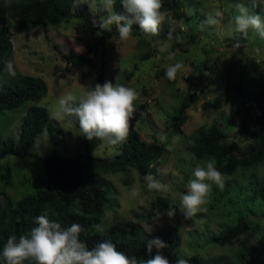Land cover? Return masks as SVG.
<instances>
[{
	"label": "rangeland",
	"instance_id": "obj_1",
	"mask_svg": "<svg viewBox=\"0 0 264 264\" xmlns=\"http://www.w3.org/2000/svg\"><path fill=\"white\" fill-rule=\"evenodd\" d=\"M76 2L75 5H85L86 12L81 9L82 17L70 18L56 29L36 25L21 30L14 22L5 26L12 42L9 60L16 73L45 82L46 92L36 104L46 108L50 121L61 131V139L51 144L43 129L26 155L0 157V190L15 202L43 187V160L47 155L82 158L87 151L98 158L113 156L119 145L104 144L95 138L89 141L79 134L72 120L69 125L67 117L57 119L53 112L58 98L69 92L80 96L96 84H124L139 93L132 127L145 141L160 143L164 148L150 174L168 185L169 191H149L133 167L104 173L102 176L114 190L108 192L99 225H120L130 219L143 233L174 226L180 232L181 253L218 263L234 260L241 246L264 236V200L258 195L264 166L224 178L222 190L213 185L203 210L190 219H185L178 207L196 166H204L211 159L198 158L188 149L198 128L213 126L222 131L225 138L217 146H233L235 156L246 153L261 135L258 111L244 103L230 85L236 84L252 95L264 78V40L254 33L243 38L235 31L233 20L239 14L238 3L262 19L264 8L253 7L252 0H163L166 19L158 36L149 37L133 29L131 38L122 41L113 25L112 35L105 37L104 45L89 63L72 65L64 58L70 51L84 54L100 35L108 32L99 27L100 17L106 15L102 8L91 10L82 0ZM255 2L264 5V0ZM178 12L181 17L176 16ZM209 18H214L216 24L205 23ZM167 31L175 36L163 34ZM161 47L166 50L161 52ZM176 63L183 67L177 78L169 81L165 70ZM4 69L6 72V66ZM181 104L185 105L182 121L173 124ZM24 111L25 106L0 111V144L6 138L16 139ZM161 131L167 137L164 142L159 138ZM133 187L138 193L135 198L130 196ZM156 196L164 198L166 204L150 209ZM170 206L176 209L174 219L166 215ZM240 218L247 222L243 233L223 246L211 242L213 234Z\"/></svg>",
	"mask_w": 264,
	"mask_h": 264
},
{
	"label": "trees",
	"instance_id": "obj_2",
	"mask_svg": "<svg viewBox=\"0 0 264 264\" xmlns=\"http://www.w3.org/2000/svg\"><path fill=\"white\" fill-rule=\"evenodd\" d=\"M73 1L0 0V111L25 106L16 139L6 138L1 141L0 152L4 154L26 155L30 145L43 129L51 144L56 145L61 139V131L56 123L50 121L46 108L36 104L46 92L45 82L39 77L27 74L16 73L15 77H11L4 71L12 54V42L5 26L14 22L21 30L36 25L56 29L61 21L71 16ZM260 7L264 8V5H256L257 9ZM114 11H123L121 0H115ZM176 16L181 17V12ZM133 29L140 32L138 25H134ZM112 32L100 35L84 54L70 51L64 57L65 60L72 65L89 63L104 45L105 37L112 35ZM163 34L175 36L174 32L167 31ZM230 86L244 103L258 111L257 123L262 128L259 139L246 153L235 156L232 153L233 146H217V142L225 138L224 133L211 126L209 129L198 128L188 147L198 158H211L224 178L243 175L257 166H264V78L252 95L236 84ZM184 108L183 104L179 106L173 124L182 121ZM68 119L74 122L79 131L78 121L74 117ZM163 153L162 144L145 141L131 125L129 136L125 142L119 144V150L102 161L85 160L84 156H45L43 161L46 175L43 187L22 195L15 202H12L5 191L0 190V264H5L2 250L8 238L15 236L18 240L21 236L29 235L31 229L37 226L36 218L42 214H47L49 219L60 223L62 228H67L72 223L80 224L85 229L81 232L80 239L89 249L97 243L109 240L115 243L117 250L123 251L129 257L148 259V241L159 238L168 245L160 251L171 264H175L178 257L186 259L188 264H264V236H260L256 243L241 246L235 253L234 260L218 263L181 253L180 232L174 226L143 233L137 223L128 219L120 225L110 224L103 227V233L96 231L94 226L100 224L104 216L108 192L114 190L113 185L102 174L121 172L133 167L140 179L145 180L146 175L154 173L152 167L157 164ZM258 195L264 200V172L259 179ZM165 204L164 198L156 196L150 209ZM246 229L247 222L240 218L234 225L213 234L210 240L218 246H223ZM156 252L153 248L151 255L154 256Z\"/></svg>",
	"mask_w": 264,
	"mask_h": 264
},
{
	"label": "clouds",
	"instance_id": "obj_3",
	"mask_svg": "<svg viewBox=\"0 0 264 264\" xmlns=\"http://www.w3.org/2000/svg\"><path fill=\"white\" fill-rule=\"evenodd\" d=\"M82 3L88 4L91 10L102 8L106 15L100 17L99 27L110 32L114 25L122 41L131 38L134 25H138L140 32L146 36H158L166 19V13L162 10L163 0H121L122 12L114 11L115 0H100L99 4L97 0H82ZM252 3L255 7V0ZM236 7L239 14L233 17L235 31L245 39L250 33H254L260 40H264V19L258 14H250L242 3H238ZM205 23L215 25L216 20L209 18ZM235 46L239 47V44ZM165 50L164 47L160 48L161 52ZM182 67L181 63L169 65L165 70V77L174 81ZM6 70L9 76L15 77L16 69L11 60L6 62ZM138 97L139 93L135 88L108 81L103 85L96 84L80 96L69 92L59 97L53 116L57 119L74 117L79 124V134L87 140L95 138L101 143L116 146L125 142L129 136ZM68 123L72 124L71 119ZM159 138L161 142L167 139L163 131ZM192 177L187 181V193L181 194L178 207L185 219H190L203 210L202 206L207 202L213 185L221 190L224 188L223 174L211 159L204 166H196ZM144 179L149 191H169L168 185L161 184L151 174ZM137 195V190L133 187L130 196L135 198ZM166 215L169 219H174L176 209L170 206ZM36 225L27 236H21L18 240L15 236L8 238L2 250L5 264H171L160 251L168 245L159 238L147 243L150 258L138 260L135 256L129 257L117 250L115 243L109 240L89 249L80 239V234L85 229L78 223L62 228L60 223L49 219L47 214H42L36 218ZM94 227L98 233L105 231L99 224ZM256 242L258 241L254 238L252 243ZM153 248L157 250L154 256L151 255ZM175 264H188V261L178 257Z\"/></svg>",
	"mask_w": 264,
	"mask_h": 264
},
{
	"label": "crops",
	"instance_id": "obj_4",
	"mask_svg": "<svg viewBox=\"0 0 264 264\" xmlns=\"http://www.w3.org/2000/svg\"><path fill=\"white\" fill-rule=\"evenodd\" d=\"M75 3H77L76 2V0H74L73 1V3H72V5H71V16H69L68 18H66V20H63V21H61V23L62 22H66V21H68V20H70V18H73V17H79V16H81L82 17V15L84 14L83 13V10H81V9H84V11H85V5H83V4H81L80 2L78 3V5L76 4L75 5ZM73 6H75V10H73L72 11V7ZM86 12V11H85ZM89 21H92V20H89ZM60 25V24H59ZM58 25V26H59ZM66 25V24H65Z\"/></svg>",
	"mask_w": 264,
	"mask_h": 264
},
{
	"label": "water",
	"instance_id": "obj_5",
	"mask_svg": "<svg viewBox=\"0 0 264 264\" xmlns=\"http://www.w3.org/2000/svg\"><path fill=\"white\" fill-rule=\"evenodd\" d=\"M4 155V152H0V157ZM85 160H96V161H102L104 160L103 158H98V157H93L88 154V152H85Z\"/></svg>",
	"mask_w": 264,
	"mask_h": 264
}]
</instances>
